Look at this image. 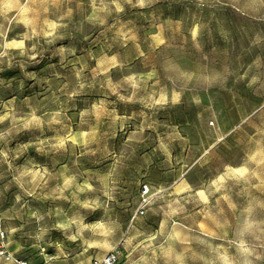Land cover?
<instances>
[{
  "label": "rangeland",
  "instance_id": "obj_1",
  "mask_svg": "<svg viewBox=\"0 0 264 264\" xmlns=\"http://www.w3.org/2000/svg\"><path fill=\"white\" fill-rule=\"evenodd\" d=\"M0 249L264 264V0H0Z\"/></svg>",
  "mask_w": 264,
  "mask_h": 264
},
{
  "label": "built area",
  "instance_id": "obj_2",
  "mask_svg": "<svg viewBox=\"0 0 264 264\" xmlns=\"http://www.w3.org/2000/svg\"><path fill=\"white\" fill-rule=\"evenodd\" d=\"M149 194V189L144 186L141 191V203L139 207L134 212L133 219H136L137 217L141 216L145 212V206L147 203V197ZM119 251L118 250H111L110 252L103 255L100 259L94 260L91 264H121L120 258H119ZM0 257L4 259L6 262L13 261V258L10 254H8L6 251L0 249ZM16 264H27L26 261H15Z\"/></svg>",
  "mask_w": 264,
  "mask_h": 264
}]
</instances>
